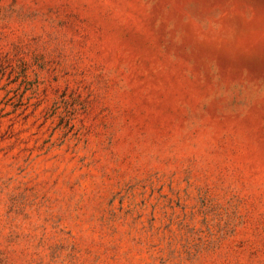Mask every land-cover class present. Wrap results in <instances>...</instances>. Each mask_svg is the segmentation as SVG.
<instances>
[{
    "label": "rangeland",
    "instance_id": "374dc122",
    "mask_svg": "<svg viewBox=\"0 0 264 264\" xmlns=\"http://www.w3.org/2000/svg\"><path fill=\"white\" fill-rule=\"evenodd\" d=\"M0 264H264V0H0Z\"/></svg>",
    "mask_w": 264,
    "mask_h": 264
}]
</instances>
